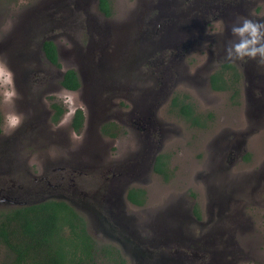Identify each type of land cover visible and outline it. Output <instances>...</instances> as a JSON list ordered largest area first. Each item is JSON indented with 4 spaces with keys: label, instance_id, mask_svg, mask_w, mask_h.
Returning a JSON list of instances; mask_svg holds the SVG:
<instances>
[{
    "label": "rangeland",
    "instance_id": "1",
    "mask_svg": "<svg viewBox=\"0 0 264 264\" xmlns=\"http://www.w3.org/2000/svg\"><path fill=\"white\" fill-rule=\"evenodd\" d=\"M198 1L111 0L112 15L106 16L99 0H0V57L6 58L19 95L14 105L7 102L5 93L13 85L0 77V210L66 200L103 243L118 242L106 225L114 210L108 206L121 202L130 228L129 264H264V64L237 62L242 70L237 102L209 79L217 61L228 60L235 13L264 22V0L227 1L220 21L213 17L219 13L215 7L209 14ZM190 5L198 14L197 23L185 27L193 34L186 42L191 49L167 47L166 53L147 56L160 36L159 41H173L176 15ZM44 38L56 41L61 67L44 60ZM117 40L127 46L117 50ZM120 50L130 60L124 69ZM81 67L88 81L84 93L61 87L60 74ZM40 68L49 74L31 71ZM119 78L122 83L114 84ZM46 79L50 83L40 84ZM25 82L42 97L40 107L24 102ZM108 84L116 86L108 90L113 96L101 97L98 90ZM177 91L189 93L198 110L213 113L208 127L192 126L171 112ZM51 102L67 108L61 125L23 126L8 134L4 118L13 108L33 115V121L50 113ZM79 108L90 121L81 133L70 127ZM104 116L124 131L114 138L104 134L99 126ZM161 154L169 169L163 175L154 170ZM123 168L132 173V186L146 189L141 206L129 205V185L116 181ZM196 215L204 225L193 223ZM191 239L203 256L193 258Z\"/></svg>",
    "mask_w": 264,
    "mask_h": 264
},
{
    "label": "trees",
    "instance_id": "2",
    "mask_svg": "<svg viewBox=\"0 0 264 264\" xmlns=\"http://www.w3.org/2000/svg\"><path fill=\"white\" fill-rule=\"evenodd\" d=\"M99 7L106 16L112 15L111 0H100ZM42 50L53 64L61 67L57 46L52 40H45ZM241 75L234 65L225 63L212 75L211 86L215 90L229 91L234 100L238 99L241 96ZM62 84L72 90L80 87L77 71L69 69L64 74ZM53 109L55 114L52 120L57 123L67 108L55 102ZM170 110L178 111L193 125L205 126L202 123L203 114L187 92L177 91L174 94ZM1 117L0 112V120ZM84 121L85 112L79 108L71 126L76 132H81ZM112 125L106 123L102 131L109 136H117L119 131L112 132ZM164 158L166 156L162 154L157 157L155 170L167 174L163 167ZM128 197L134 204L142 205L145 203V190L132 188ZM126 263L120 249L112 243L100 242L90 232L86 216L66 200L50 198L0 210V264Z\"/></svg>",
    "mask_w": 264,
    "mask_h": 264
},
{
    "label": "flooded vegetation",
    "instance_id": "3",
    "mask_svg": "<svg viewBox=\"0 0 264 264\" xmlns=\"http://www.w3.org/2000/svg\"><path fill=\"white\" fill-rule=\"evenodd\" d=\"M227 1H229V3L232 1V0H201V1H198V2H196L195 4H198V5H200V4H203L202 6H204L205 8L207 7L208 8V13L209 14H211V12H212V7H215L218 11H219V13H217V14H215V13H213V17H214V19L216 20V21H220V19L217 17V16H221V12L227 7V5H229V3H227ZM235 1V0H234ZM99 4H100V0H99ZM195 7L196 6H194V5H190V6H188V7H186V9H184V10H182V11H180L179 13H178V15H176V20H175V27H176V31H174L175 30V28L173 27V29L174 30H172L173 32H174V34H173V41L172 42H169V43H167L166 41H164V40H160L159 41V39H160V37L158 38V40H157V45L155 44V48L150 52V54H147V56H151L152 54H154L157 50H160L161 52H165L166 53V51L164 50L165 48H167V47H175V48H183V50H186V48H189L187 45L188 44H186V42L187 41H190V39H188L191 35H193L192 33H191V30L189 29V28H185V27H190V26H192V25H195L196 23H197V17H198V14H196V9H195ZM234 9H236V8H234ZM105 15V14H104ZM216 15V16H215ZM235 16H236V18L238 19V14L237 13H235ZM233 18L235 19V17L233 16ZM84 20V19H83ZM85 21H86V23H87V26L90 24V22H91V19L89 18V16H87V19H85ZM220 23V25H221V22H219ZM83 26V28L85 27V25H82ZM183 28H185V29H183ZM90 31V30H89ZM88 31V32H89ZM96 31V30H95ZM90 33H92L91 31H90ZM97 35L98 34H100V32H95ZM189 34V35H188ZM189 37H188V36ZM95 36V35H94ZM127 39L129 40V36H126V38H124V43L125 42H127ZM45 40H52L54 43H55V45L57 46V50H58V56H59V61H60V63H61V55H62V57H63V53L60 51V49H59V47H58V45H57V43H56V41L54 40V39H52V38H44L43 39V43H42V47H43V44H44V41ZM123 40V39H122ZM122 40H117V42H116V44H117V50L118 49H120L121 48V46L124 44L123 43V41ZM93 43V42H92ZM170 43H173V44H170ZM160 45L162 46V47H160ZM90 46L91 45H89V47H88V49L90 48ZM124 46H127V45H123V47ZM190 46V45H189ZM193 45H191L190 46V48L189 49H191V47H192ZM42 47H41V50H42ZM126 51H128V49H126ZM42 56H43V58H44V60H46L47 61V63H49V65H50V67L51 66H54L55 64H53L48 58H47V56H46V54H45V52L42 50ZM117 54H118V56H119V59H120V61L121 62H119V66L121 65V67L120 68H123L124 69V67H125V64H130V60H127L126 59V54H125V52L124 51H118L117 52ZM144 57V56H143ZM143 57L141 56V57H139L138 59H139V61L140 60H142L143 59ZM132 58V57H131ZM76 60H78V58H76ZM115 62L118 60L117 59V57H115ZM170 61H171V59H169ZM129 61V62H128ZM144 61H146V59H144ZM37 62L39 63V65L42 63V60H40V59H38L37 60ZM147 62H148V65L150 64V61L149 60H147ZM225 63H231L232 65H234V67H236L237 69H238V71L239 72H241V74H242V70H241V65L239 64V63H234V62H232V61H230V60H226V61H217V63L215 64V68H214V71H212V72H210L209 73V79H210V82H211V77H212V75L217 71V70H219V69H221V67H222V65L223 64H225ZM151 65H155L154 63H152ZM56 67H58L59 68V66H57V65H55ZM38 68V67H37ZM69 69H75V68H69ZM69 69H67V70H65V71H63L62 72V74H60V80H59V83L61 84V87H63V88H65L66 90H68V91H71V92H77V94H83L84 92L82 91V89L85 87V85H88V81H87V78H86V73L84 72V69L81 67V69H78V70H76L77 71V73H78V77H79V81H80V87H78L77 89H75V90H72V89H68V88H66L63 84H62V80H63V78H64V74L69 70ZM212 69V68H211ZM35 75L36 74H38V73H40V72H43L44 74H45V76H46V74H49L48 73V71L47 70H45V69H42V68H40V69H37L36 71H33V69L31 70ZM100 69L97 71V74L98 75H100ZM44 76V77H45ZM38 80V79H37ZM121 78H119V80L118 81H116L114 84H117V83H120L121 82ZM46 81H49V80H44L42 83H40V84H42V85H45V83H47ZM241 82H242V75H241V80H240V85H241ZM49 83H50V81H49ZM122 83V82H121ZM103 84V83H102ZM24 85L25 86H27L28 87V91H26L25 93H23L24 94V97H25V99H23L24 100V102H26V101H29V102H31V103H33L34 104V106H36V107H40L39 105L40 104H42L43 103V99H42V97L39 95V94H37L36 92H37V90H34V88H30L29 86H28V84H27V82H25L24 83ZM115 88H116V86L114 85H111V84H108V87L107 88H105V85H102V88L100 89V90H98L99 91V94H100V96L102 97V96H104V94L107 92V94H105V97H107V98H109V96H113V95H111L112 93L111 92H108V90H115ZM102 90V91H101ZM104 90V91H103ZM191 98H192V100H193V97L191 96ZM230 98H231V100L233 101V102H235V100L233 99V97H232V94L230 93ZM193 102H195L194 100H193ZM53 103H55V102H51V105H50V107H52L53 108ZM58 103V102H57ZM31 107V106H30ZM51 108V111H50V113H48V111H45V112H43V113H45V114H43V113H40V114H38L37 116H35V119L33 120V121H35V123L32 121V118H31V120L29 121V119H30V117L29 116H33V115H29V113L28 114H26V116L25 117H27V120L25 121L24 120V122L22 123V125L19 127V128H21V127H23V126H25V127H30V125L32 126V128H35V127H39V126H45V125H48V124H50V126L52 125V123H53V125H61L60 124V122H61V119L59 120V122H57V123H55L53 120H52V117H53V115L55 114V110L54 109H52ZM82 109V108H81ZM38 111V110H37ZM84 111V110H83ZM199 112H201L202 114H203V121H202V123H205V126H196V125H193L192 124V122L190 121V120H188L186 117H184L182 114L180 115L179 113H178V115H180V117H182L183 119H185L187 122H189L192 126H195V127H200V128H205V127H208L209 126V123L213 120V116H211V117H209V115L210 114H212L213 115V113H208V115H207V112H202L201 110H198ZM0 112H1V115L3 114V112H2V108H1V106H0ZM76 112V111H75ZM85 112V111H84ZM175 112H178V111H175ZM75 114V113H74ZM63 117V116H62ZM74 117V116H73ZM73 117H72V119H71V123H72V120H73ZM29 121V122H28ZM2 122H3V115H2V117H1V120H0V128H1V133H2V127H1V125H2ZM26 123V124H25ZM71 123H70V127H72L71 126ZM90 123V121H89V119H88V117H87V115L85 114V121H84V127H83V129H82V131L84 130V128L85 127H88L87 125ZM106 123H113V125L111 126V131L112 132H117V131H119V133L123 130L124 131V128H123V126L118 122V121H116V120H114V119H110V118H107V117H101V119H100V122H99V126H100V129H101V131H102V127H103V125H105ZM25 124V125H24ZM45 124V125H44ZM110 127V126H109ZM99 128V127H98ZM23 129V128H22ZM73 129V128H72ZM21 130V129H20ZM20 130H18V132L20 131ZM74 130V129H73ZM26 131V130H25ZM25 131H22V132H25ZM75 131V130H74ZM81 131V132H82ZM21 132V133H22ZM76 132V131H75ZM81 132H77V133H81ZM103 132V131H102ZM119 133H118V135H119ZM20 134V133H19ZM105 134V133H104ZM117 135V136H118ZM111 137H113L114 138V136H111ZM14 141H16V144H20V142H19V139H14ZM159 156V155H158ZM157 156V157H158ZM156 162H157V158H156ZM164 162H165V164H163V167H164V170H165V172H167L168 173V167H167V163H166V158H164ZM155 166H156V163H155V165H154V170H155ZM120 171V173L117 175V179H116V181L117 182H121V181H125L126 183H127V185H129L128 187H127V189H126V200H127V203L130 205V204H134L130 199H129V197H128V194H129V191L132 189V188H141V189H144L145 190V195H146V189L145 188H143V186H141L140 184L139 185H131L130 184V182L132 183V181H134L133 179H132V173H130L127 169H125V168H123V169H121V170H119ZM155 172H157V171H155ZM159 173V172H158ZM160 175L162 174V173H159ZM163 175V174H162ZM137 180H139V178L137 179ZM119 187H120V185H119ZM123 190V189H122ZM118 194H122V193H118ZM71 204V203H70ZM72 205V204H71ZM134 205H136V206H141V205H138V204H134ZM22 206V205H21ZM74 206V205H73ZM17 207V206H16ZM75 207V206H74ZM113 208L114 210L112 211V212H110L109 213V215H108V221H107V227H108V231H106V227H100L101 229V232H102V234L104 235L106 232L108 233V234H110L109 233V231L110 232H112L113 231V235L112 234H110L114 239H116V240H118V242H115V241H110V242H108V243H111L112 242V244H114V245H116L119 249H120V251H121V253H122V255H123V257L126 259V261H127V263L126 264H129L128 262L129 261H131V258L128 256V254H127V249H126V241L128 240V238H129V235H130V233H129V231H130V228L129 227H127V226H125V222L126 221H123V219L124 218H126V215H125V212H124V207H123V205H122V203L121 202H119V206H113V205H110V206H108V208ZM128 207V206H127ZM13 208H15V207H13ZM7 209H9V208H7ZM193 223H195V224H197V225H204V222H202V220H201V218L198 216V215H196L195 217H194V221H193ZM97 231V230H96ZM106 231V232H105ZM115 233V234H114ZM96 235L98 236V237H101V235H100V233H99V231H97L96 232ZM95 235V233H94V236L97 238V239H100V238H98L97 236ZM123 242L125 243L124 245H123ZM187 247H189L190 248V250L192 251V253H193V258H199V257H201V256H203L202 254H199L196 250H198V251H202V248H200V247H198L197 246V243L196 242H194L192 239H191V241H190V243H189V245L187 246ZM204 252H205V250H204Z\"/></svg>",
    "mask_w": 264,
    "mask_h": 264
},
{
    "label": "clouds",
    "instance_id": "4",
    "mask_svg": "<svg viewBox=\"0 0 264 264\" xmlns=\"http://www.w3.org/2000/svg\"><path fill=\"white\" fill-rule=\"evenodd\" d=\"M231 34L234 39L225 49L226 59L236 62H246L247 60L256 61L264 64V22L251 19L249 17H239L231 26ZM0 77H6L12 89L5 93V100L15 104L19 98L14 88V74L7 65L6 58L0 57ZM25 115L13 108L5 118V126L8 134L18 129L24 120Z\"/></svg>",
    "mask_w": 264,
    "mask_h": 264
}]
</instances>
